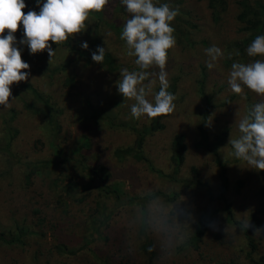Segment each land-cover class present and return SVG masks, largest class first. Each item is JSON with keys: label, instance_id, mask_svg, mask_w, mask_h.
<instances>
[{"label": "rangeland", "instance_id": "rangeland-1", "mask_svg": "<svg viewBox=\"0 0 264 264\" xmlns=\"http://www.w3.org/2000/svg\"><path fill=\"white\" fill-rule=\"evenodd\" d=\"M240 1L225 0L226 9L214 22L206 0H153L157 5L169 3L179 9L180 15L171 25L176 46L169 50L166 65L168 91L176 96V109L168 117L151 120L134 119L130 113L134 101L124 102L116 87L121 69L139 70L135 58L126 55L125 42L120 39L123 24L131 18L120 0H110L102 13H91L86 31L69 37L66 42L77 51H69L63 46L65 42H49L55 51L50 65L47 51L31 55L28 47L19 43L24 39L20 25L15 33L16 46L30 68L26 70L27 82L11 86L12 98H16L12 108L0 106V147L9 144L8 154L0 150V234H12L16 227L29 234L23 245L0 243L1 264H147L139 248L142 226L152 242L153 264H251L245 259L240 228L245 220L252 225L250 233L257 246L254 258L264 257V232L254 234L255 229H264V213H257L263 204L257 196L260 176L231 156L228 145L230 136H239V120L262 101L247 89L243 96L234 94L227 83L233 62L260 59L247 56L246 48L252 41L238 56L235 54L247 37L236 20ZM246 1L252 4L264 0ZM24 2L25 14L30 10L39 12L36 0ZM93 36L115 59L116 71L107 72L92 60ZM83 42H87V50L81 47ZM212 45L225 52V59L209 70L204 50ZM77 52L83 55L78 57ZM228 53H232L231 59H227ZM75 56L66 75L56 71L61 63ZM65 76H72V88L62 87ZM27 84L50 97L60 127L57 136L53 137L41 115L26 108V103L32 101L24 87ZM159 89L157 79L147 99L154 102ZM200 90L208 97V107ZM203 115L208 142L215 144L223 138L215 150L225 164L226 197L235 223L225 220L217 198L214 156L197 146ZM154 124L161 128L154 129ZM176 133L184 135L185 144L177 172L170 161V142ZM139 134L152 170L146 162L135 161L130 155L114 154L116 150L133 148ZM53 139L67 157L63 164H54L50 146ZM45 160H53V164H38ZM191 168L197 172L196 184L191 181ZM29 169L32 175L26 181ZM236 182H241L239 189ZM67 184L77 187L75 197H82L81 201L62 194ZM105 186L116 190L122 202L129 197L141 199L143 208L139 203L120 204L103 190ZM209 210L214 214L199 249L184 246L197 217ZM253 213L257 214V227L250 218ZM58 244L64 245L67 252L56 251Z\"/></svg>", "mask_w": 264, "mask_h": 264}, {"label": "clouds", "instance_id": "clouds-1", "mask_svg": "<svg viewBox=\"0 0 264 264\" xmlns=\"http://www.w3.org/2000/svg\"><path fill=\"white\" fill-rule=\"evenodd\" d=\"M109 3L110 0H36L39 12L30 10L25 14L27 5L24 0H0V106L11 109L16 99L12 98L11 86L27 82L29 77L26 70L30 65L22 60L21 51L16 46L15 33L20 25L23 26L24 39L19 43L26 45L31 55L47 51L50 65L55 51L49 42L59 45L69 37L85 32L90 14L102 13ZM120 3L131 15L122 26L120 39L125 42L126 55L135 58L134 63L139 70L121 69L116 82L118 93L124 102L134 101L130 106L134 119L168 117L176 109V96L168 91L166 65L169 50L176 46L175 29L171 25L180 11L169 3L157 5L153 0H120ZM81 47L87 50V42H83ZM105 51L98 46L91 54L92 60L102 64ZM204 51L209 70L214 69L219 60L225 59V52L216 45ZM246 53L250 58L260 59L248 63L233 62L227 83L234 94L243 96L247 89L262 101L253 105L239 120V136L234 139L230 136L228 145L232 148L231 156L245 162L248 169L260 172L264 171V35L256 36L246 48ZM235 54L238 56L239 52ZM231 58L232 53H228L227 59ZM153 69H158V73ZM157 79L160 89L151 102L147 96L152 93ZM250 227L248 220L240 225L242 231ZM260 232L264 229L257 228L254 234Z\"/></svg>", "mask_w": 264, "mask_h": 264}, {"label": "trees", "instance_id": "trees-1", "mask_svg": "<svg viewBox=\"0 0 264 264\" xmlns=\"http://www.w3.org/2000/svg\"><path fill=\"white\" fill-rule=\"evenodd\" d=\"M207 1V9L209 10L210 18L212 21L216 22L219 20L220 15L222 12L226 9V2L225 0H206ZM240 6V12L236 16V20L242 25L241 31H244L247 33V37L240 42L238 45V52L241 53L244 46L250 42L253 41L256 36L258 35H264V1L263 2H253L252 4L247 3L246 0H241L239 3ZM95 15V14H94ZM65 48H67L69 51H77L72 45L65 42L63 44ZM102 47L100 44L97 36H93L92 40L90 41V50L92 52L96 51L97 47ZM83 55V53L77 52V56ZM85 56V55H84ZM76 56L72 57L71 59L65 60L63 63H61L56 71L59 73H64L65 75L68 73L71 64L76 60ZM100 67H102L107 72H114L117 70L118 66L115 62V59L112 57L110 52L105 51V57L102 64H98ZM74 86V80L72 76H65L62 81V87L64 89H69ZM32 95V101L29 103H26V108L31 110L34 113H37L41 115V117L45 120L46 126L50 129L53 137L57 136L60 132V127L57 122V111L55 107L53 106L50 97L43 95L33 89L29 84L24 86ZM200 93L206 101L207 107L209 106L208 103V97L203 94V92L200 90ZM204 119L205 115H203V120L201 125L198 127V135H199V142L197 146L200 148L207 150L211 152L214 156V162L218 168L217 173V179H218V194L217 198L221 202V208L224 213L225 220L228 223H235L234 219V213L233 208L230 203V201L227 199L226 195L228 192V179L226 176V168L225 164L220 161L218 158L217 152L215 150L216 146L223 141V138L218 140L215 144H210L208 142V137L206 130L204 128ZM154 129L161 128V126H158L157 124L153 125ZM222 135H225L223 133ZM52 144H50L53 154H54V164H63L66 162V155L64 151L61 149V147L55 143V139L52 140ZM142 143H143V136L141 134L138 135V138L135 142V145L133 148L126 149V150H116L114 154L117 156H124V155H130L132 159L135 161H144L147 163L150 170H152V167L150 166L149 162L145 158L143 151H142ZM8 145L6 144L4 147H0V150H3L4 152H8ZM185 150V144H184V135L182 133H176L173 135L171 142H170V161L173 166V169L175 172L179 170V167L181 166L183 162V153ZM8 154V153H7ZM40 166H48L49 164H53V160L48 161H39L38 163ZM37 165V166H39ZM30 170V169H29ZM158 172V171H156ZM191 174V181L197 182V172L194 168L190 169ZM260 176L261 184L257 190V196L260 200L263 201V204L261 205L260 210H258L257 213H264V171L258 172ZM32 175V170L28 171L24 177V179L27 181L29 180L30 176ZM29 183V182H28ZM241 187V182H236V189H239ZM77 187L73 184H67L62 189V194L70 199H75L76 201H81L82 197L76 198L75 195L77 194ZM106 193L112 194L120 204H135L139 203L142 208V200L135 198V197H129L126 199L125 202H122V198L120 197V194L116 192L113 188L109 186H105L103 189ZM172 200V199H171ZM214 214L213 210L202 212L198 217L197 220L193 226V231L190 237L187 239V241L184 243V246H188L193 250L199 249L200 245L203 242V237L205 233L207 232L209 221ZM258 214V215H259ZM257 214L253 213L250 215V218L252 220V223L254 224V227L258 226V219ZM94 232L102 236L97 227H94ZM251 229L248 230L245 229L242 231L243 238L245 240V246H246V252H245V259L249 261L251 264H264V257L258 256L254 258V255L256 254V243L255 239L250 233ZM28 231L24 230L23 228L16 227L15 232L10 234L9 232L7 234H0V243L5 245H23L24 244V237L28 235ZM140 235L142 236V243L140 245V251L143 255L146 256L147 264H153V258H154V251L152 242L145 233V230L143 229V226L140 230ZM56 251L58 252H67L65 249V246L62 244H58L55 246ZM1 264V263H0ZM103 264H108L106 261L103 262Z\"/></svg>", "mask_w": 264, "mask_h": 264}]
</instances>
